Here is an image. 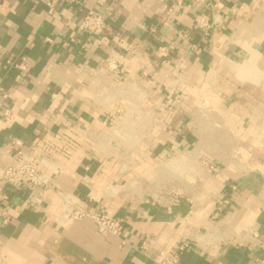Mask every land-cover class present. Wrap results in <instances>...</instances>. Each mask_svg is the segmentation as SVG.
Masks as SVG:
<instances>
[{
  "label": "crops",
  "instance_id": "1",
  "mask_svg": "<svg viewBox=\"0 0 264 264\" xmlns=\"http://www.w3.org/2000/svg\"><path fill=\"white\" fill-rule=\"evenodd\" d=\"M216 1L0 0V143L18 138L61 163L55 186L83 208L125 214L128 240L88 218L58 223L53 194L35 207L27 186L0 184V264H157L224 215L259 237L200 243L181 263L264 264V0ZM85 6L110 15L114 36L78 32ZM201 15L210 26L194 25ZM163 45L173 46L167 57L156 54ZM111 50L131 78L95 97L117 82L104 62ZM24 55L30 68L20 71ZM146 237L153 246L138 250Z\"/></svg>",
  "mask_w": 264,
  "mask_h": 264
},
{
  "label": "built area",
  "instance_id": "2",
  "mask_svg": "<svg viewBox=\"0 0 264 264\" xmlns=\"http://www.w3.org/2000/svg\"><path fill=\"white\" fill-rule=\"evenodd\" d=\"M70 6L82 5V0H66ZM217 9L224 7L222 1L215 2ZM51 14L54 13L52 8L49 10ZM218 15V14H217ZM216 16V14L211 15ZM210 15H201L195 19L196 27H208L211 25ZM110 15L99 13L93 8L85 6V10L79 19L77 30L79 33L95 34L99 31L105 30L113 34V25L110 22ZM156 30V26L151 27ZM114 36V34L112 35ZM111 37V36H110ZM77 36H71L67 41L66 46L71 43L77 42ZM172 45L160 46L156 54L159 57H167L172 51ZM104 62L107 70L116 78V83H101L93 92L95 97L103 96L106 93L116 90L119 86L127 83L131 78V69L127 67L122 58L114 51L111 50L104 57ZM14 67L20 71H27L30 68V63L26 55L14 63ZM91 71L89 66L82 68L78 81L83 82L87 78L88 73ZM2 87H0V92ZM56 93H53L55 96ZM7 114V112H6ZM112 119V118H110ZM0 151L6 156L5 163L0 165V184L8 185L14 188H22L27 186L35 193L28 199L30 205L35 207H49L52 201L47 202L48 195L53 194V200L60 202V211L55 214L54 219L58 223H66L76 221L83 218L92 220L97 230L106 236H114L120 240L121 245H127L128 240L125 237L127 217L125 214H116L110 216L102 207L83 208L81 206L82 198L74 191L60 190L55 186V182L64 173V166L56 160L49 159L42 151L37 149V153H31L24 149L23 141L18 138H13L7 146L4 147L0 143ZM168 159L165 160V162ZM170 160V159H169ZM212 168L215 165H211ZM236 186H233L235 189ZM177 192L171 193V200H176ZM149 202V199L145 200ZM224 202L229 203V199L224 197ZM48 203V204H47ZM218 218L217 215L213 216ZM222 222L214 229H206L203 226L198 230V233L189 236L183 234L182 237L174 242L170 248L169 255L160 259H156L157 264H182L181 259L186 250L190 247L200 243L207 245L223 244L227 242H236L243 244L248 237H259V233L255 227L248 229L236 230L231 228V217L229 215L222 216ZM154 240L151 237L144 238L138 245V250H146L153 246Z\"/></svg>",
  "mask_w": 264,
  "mask_h": 264
}]
</instances>
